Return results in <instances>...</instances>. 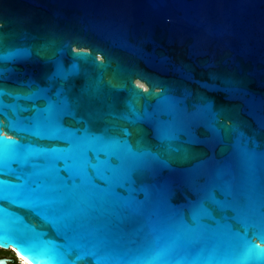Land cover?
Masks as SVG:
<instances>
[{
    "label": "water",
    "instance_id": "water-1",
    "mask_svg": "<svg viewBox=\"0 0 264 264\" xmlns=\"http://www.w3.org/2000/svg\"><path fill=\"white\" fill-rule=\"evenodd\" d=\"M0 140L30 264H262L264 0H0Z\"/></svg>",
    "mask_w": 264,
    "mask_h": 264
},
{
    "label": "snow or ice",
    "instance_id": "snow-or-ice-1",
    "mask_svg": "<svg viewBox=\"0 0 264 264\" xmlns=\"http://www.w3.org/2000/svg\"><path fill=\"white\" fill-rule=\"evenodd\" d=\"M7 127L10 130H14V127H13V125L11 123H9V125ZM10 143H12V142L0 140V145H6V144H10ZM32 210L35 212L36 215H38L41 218H43L45 220V222H49L46 205H44L41 202H36L32 206ZM254 234L257 235V238L260 239L262 243H264V227H262L260 230H258ZM8 242L15 243L16 246L20 249V251L24 255L33 257L34 259H39L40 258L39 254L27 242L26 239H24L22 237H16V238H13V239H8V240H0V243H8ZM249 243H250V241H249ZM252 247L255 248L254 245ZM257 251H262V250L257 249ZM262 264H264V258H262Z\"/></svg>",
    "mask_w": 264,
    "mask_h": 264
},
{
    "label": "trees",
    "instance_id": "trees-1",
    "mask_svg": "<svg viewBox=\"0 0 264 264\" xmlns=\"http://www.w3.org/2000/svg\"><path fill=\"white\" fill-rule=\"evenodd\" d=\"M4 256L11 258L10 264H19L16 254L12 250L8 249V251L5 252L3 249H0V257Z\"/></svg>",
    "mask_w": 264,
    "mask_h": 264
},
{
    "label": "bare ground",
    "instance_id": "bare-ground-1",
    "mask_svg": "<svg viewBox=\"0 0 264 264\" xmlns=\"http://www.w3.org/2000/svg\"><path fill=\"white\" fill-rule=\"evenodd\" d=\"M19 256V255H18ZM21 258V263L22 264H30L28 263L23 257L19 256Z\"/></svg>",
    "mask_w": 264,
    "mask_h": 264
},
{
    "label": "clouds",
    "instance_id": "clouds-1",
    "mask_svg": "<svg viewBox=\"0 0 264 264\" xmlns=\"http://www.w3.org/2000/svg\"><path fill=\"white\" fill-rule=\"evenodd\" d=\"M17 256V255H16ZM19 257V256H18ZM20 258V257H19ZM19 261V263H21V261L20 260H18Z\"/></svg>",
    "mask_w": 264,
    "mask_h": 264
},
{
    "label": "rangeland",
    "instance_id": "rangeland-1",
    "mask_svg": "<svg viewBox=\"0 0 264 264\" xmlns=\"http://www.w3.org/2000/svg\"><path fill=\"white\" fill-rule=\"evenodd\" d=\"M4 250V249H3ZM5 252L8 251V250H4Z\"/></svg>",
    "mask_w": 264,
    "mask_h": 264
},
{
    "label": "flooded vegetation",
    "instance_id": "flooded-vegetation-1",
    "mask_svg": "<svg viewBox=\"0 0 264 264\" xmlns=\"http://www.w3.org/2000/svg\"><path fill=\"white\" fill-rule=\"evenodd\" d=\"M19 264H22V263H19Z\"/></svg>",
    "mask_w": 264,
    "mask_h": 264
}]
</instances>
